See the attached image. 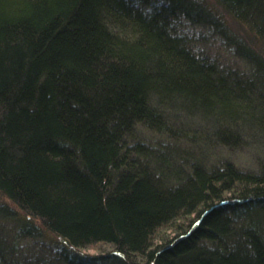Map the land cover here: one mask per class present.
Returning a JSON list of instances; mask_svg holds the SVG:
<instances>
[{
  "label": "trees",
  "instance_id": "1",
  "mask_svg": "<svg viewBox=\"0 0 264 264\" xmlns=\"http://www.w3.org/2000/svg\"><path fill=\"white\" fill-rule=\"evenodd\" d=\"M209 1L229 23L207 0H0V198L56 238L37 261L0 245V264H264V164H191L168 142L264 134V0ZM193 25L252 74L192 45ZM175 112L214 140L172 130Z\"/></svg>",
  "mask_w": 264,
  "mask_h": 264
},
{
  "label": "rangeland",
  "instance_id": "2",
  "mask_svg": "<svg viewBox=\"0 0 264 264\" xmlns=\"http://www.w3.org/2000/svg\"><path fill=\"white\" fill-rule=\"evenodd\" d=\"M202 4L211 16L214 15L219 19L221 17L225 22H230L228 16H225L224 12L222 13L214 6H211L212 4L209 0ZM183 30H186V34L192 45L200 49L201 52L207 54L226 72L229 71L245 76L252 74L249 65L244 63L241 57L234 53V47L230 44H226L227 42L221 37L219 32L216 31L214 26L209 25V27H206L205 25H193ZM168 123L171 125L172 130H176L179 126L185 129H204L207 131V137L213 138L210 134L212 125L208 124L207 121L202 118L200 119L199 117L193 116L185 117L184 114L175 112L168 117ZM143 132L140 131V133ZM171 140L174 139L172 138ZM168 142H170L172 146L182 147L188 154L192 153L191 157L187 158V162H191V164L199 163L201 165H209L215 162L221 163L227 161L232 163L239 170L250 172H256L259 167L264 164V134L260 133H240L237 141L227 145L210 142L212 146L209 149L195 140L193 142L182 138L180 140ZM192 155L194 156L193 158ZM1 200L7 203L12 217L0 219V245H3L2 247H4V249L6 248L12 252L10 255L20 261L24 260V257H28L32 259V261H37L46 254L49 255L53 249L54 240L56 239L55 236L43 230L41 236L34 237L31 234L18 230L17 225L19 223L23 224L25 213L10 202L8 203L4 198ZM31 220L33 224L39 226L37 219L31 218ZM28 225H30V223H28ZM101 249V246L87 247L84 249L82 248L81 251L84 253H96ZM48 255L45 257L47 258Z\"/></svg>",
  "mask_w": 264,
  "mask_h": 264
}]
</instances>
